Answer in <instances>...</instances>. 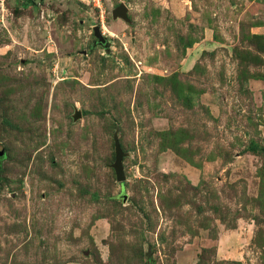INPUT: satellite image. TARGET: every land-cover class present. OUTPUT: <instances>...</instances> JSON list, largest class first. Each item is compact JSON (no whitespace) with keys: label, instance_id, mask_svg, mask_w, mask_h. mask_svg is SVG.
Masks as SVG:
<instances>
[{"label":"rangeland","instance_id":"obj_1","mask_svg":"<svg viewBox=\"0 0 264 264\" xmlns=\"http://www.w3.org/2000/svg\"><path fill=\"white\" fill-rule=\"evenodd\" d=\"M0 152V264H264V0H0Z\"/></svg>","mask_w":264,"mask_h":264},{"label":"water","instance_id":"obj_2","mask_svg":"<svg viewBox=\"0 0 264 264\" xmlns=\"http://www.w3.org/2000/svg\"><path fill=\"white\" fill-rule=\"evenodd\" d=\"M126 10L127 7L125 4L120 3L114 10V15L115 16H121L124 19H127L126 15ZM94 35L96 36L97 40L101 43L106 42V38L102 35L100 28L98 26L93 27ZM114 151H115V160L112 164L114 171H115V176L117 181H124L125 180V174L123 171V165H122V157H123V152L121 151L119 141L117 140L115 136V144H114ZM1 154V152H0ZM122 197L125 200L126 199V193L123 191L122 192ZM148 257H150V253H148Z\"/></svg>","mask_w":264,"mask_h":264},{"label":"trees","instance_id":"obj_3","mask_svg":"<svg viewBox=\"0 0 264 264\" xmlns=\"http://www.w3.org/2000/svg\"><path fill=\"white\" fill-rule=\"evenodd\" d=\"M37 0H24V5L35 4Z\"/></svg>","mask_w":264,"mask_h":264}]
</instances>
